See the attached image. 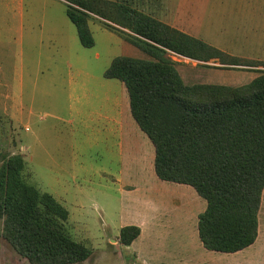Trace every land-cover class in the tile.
<instances>
[{
    "label": "trees",
    "instance_id": "trees-1",
    "mask_svg": "<svg viewBox=\"0 0 264 264\" xmlns=\"http://www.w3.org/2000/svg\"><path fill=\"white\" fill-rule=\"evenodd\" d=\"M66 1V15L83 47L95 43L88 25L92 12L114 17L134 34L107 28L148 54L147 59L117 55L103 75L123 82L130 113L153 144L155 175L189 185L205 200L196 224L203 247L234 253L252 245L264 189V71L241 87L187 85L167 50L198 60L219 57L221 51L131 5ZM0 160L2 232L13 247L32 264L87 259L91 249L64 229L67 208L24 180L22 155L1 153ZM139 234L138 225L127 224L118 241L129 245Z\"/></svg>",
    "mask_w": 264,
    "mask_h": 264
},
{
    "label": "rangeland",
    "instance_id": "rangeland-1",
    "mask_svg": "<svg viewBox=\"0 0 264 264\" xmlns=\"http://www.w3.org/2000/svg\"><path fill=\"white\" fill-rule=\"evenodd\" d=\"M18 1L22 2L21 6H15L9 0H0V94L4 96V92L9 89V86L11 88L10 98H0V154H21L25 162L22 176L27 183L34 185L41 191L49 192L61 202L60 195L69 199L70 204L63 202L69 210L68 218L63 222L64 229L70 237L88 246L92 251L87 259L72 264H134L129 260L135 261L136 255L128 253L126 246L116 243L118 239L117 225L123 221V217L132 219L134 217H144L148 213L147 209L151 207L156 210L157 216H163L166 219L161 222L155 241H152L153 238L150 233L144 231L142 240H146L150 244L145 246V251L141 250L142 252L138 254L142 264L147 262H145L146 259L152 260V262L155 261V264L157 262L162 264L170 257L174 258L182 246H176L172 242L175 241L174 238H180V231L185 232V229L187 233L189 229L191 234L187 236L192 242V248L183 254L178 253L179 256L184 255L189 258L192 256L189 252L192 251L195 254L192 261H200V263L264 264V193L258 212V235L255 242L237 252L224 253L208 250L200 243L198 235L195 233L197 222L195 224L193 222L196 221L197 211L202 212L206 203L202 197H200V201H195V213L193 214V210L189 207L187 193L184 190L186 187L183 188V186H186L185 184H180L183 189L173 190L168 188L170 189L169 195L164 187H160V192L152 193L147 192L145 189L147 182H144L143 178L138 175L136 186L132 187L135 194L129 201L127 197L118 192L116 183L111 180L103 181L95 174L82 179L81 175L72 174L74 168L72 164L67 166L70 173L66 174L59 166L47 162L49 156L42 149L37 151L39 159L34 157L35 147L38 144L37 137L41 142L44 141L45 148L49 153L50 145H52L53 153L56 154L57 149L54 146L57 138L54 134L64 128L68 129L69 125L57 123L56 130L54 128L50 129L54 120L49 114H46V112H49L48 107L45 105L46 102L40 100L39 97L33 101L31 113L27 112L28 107H26L24 115L20 118L17 117L16 111L15 118L8 115L12 113L10 107L14 105L17 108L23 97V92H20L16 83L22 64L25 65L28 61H34L35 58H38V54H40L39 57L43 63L50 62V60L41 58L46 55L52 56L53 62H59L62 48L71 50L74 47L72 53L77 55L75 59L80 57V59L88 61V68H85L87 72L99 76L100 69L99 65L93 64L95 62L93 59L95 49H87L80 45L77 34H75L78 42V44H75L77 50H75V46L70 39L62 42L53 38L55 35L53 24L56 25L59 31H64L62 33L66 34V22H71L65 12L66 0ZM104 1H110L116 5H131L170 27L206 43L211 41L221 43V47L217 49L222 54L216 57L215 60H212V58L198 60L167 50V55L173 61L174 67L187 85L215 80L218 82L217 84L231 88L241 87L251 81L242 77L245 71H252V68L255 70L257 67L259 70L256 69V71H259V74L264 71L263 60L247 59L243 57L244 55L237 57L229 52V49H232V43L237 47L238 53L243 49L245 51L242 53H249L246 51L249 48L256 51L252 56L261 55L264 57V37L261 39L253 35L254 32L261 33V30L252 31L257 22L264 23V12L251 14L245 11L250 10V8L256 10L255 7H260L261 5H257L256 1L248 0L252 4L245 2V0ZM261 1L264 2V0ZM248 4L250 5L248 6ZM88 13V25L90 22L94 27L98 25L102 29H107L119 36L126 45L132 46L135 50L133 54H136V56L131 57L149 58L148 54L137 46L125 40L117 32L107 28V25H110L118 31L134 34L127 27L118 24L114 17H102L92 12ZM48 25L51 31L48 30ZM242 33L245 36H241ZM233 34H239V37ZM96 37L99 41L97 46H102L104 43L103 38L98 35ZM254 41L259 42L258 46ZM258 51H260L259 54H257ZM248 55H251V53ZM234 58L241 60L239 61L241 64L233 63ZM246 60L251 62H245ZM80 73L84 75V70L82 69ZM25 95L24 93L23 102L28 105V102L25 101ZM5 105L9 107L6 112L3 110ZM86 161L94 164L100 161L95 149H89ZM1 162L0 160V165ZM94 164H92V167H95ZM86 166L89 169L90 164L86 163ZM61 172L63 174L60 177ZM102 185L107 187L102 188ZM64 190L67 191V194L63 192ZM181 193L183 194L181 195ZM147 197H152L150 199L155 201L149 200ZM77 202L79 205H76ZM150 203L155 205L152 206ZM191 215L192 218H190ZM192 220L193 222H191ZM3 226L4 217L0 216V264H32L3 235ZM142 226L145 228L146 224L142 223ZM168 229H172V231L166 234L162 233ZM147 230L150 232L151 228ZM156 240L159 243H156ZM198 245L200 246L199 254L197 252L198 248H196ZM189 264L192 263L189 262Z\"/></svg>",
    "mask_w": 264,
    "mask_h": 264
},
{
    "label": "crops",
    "instance_id": "crops-1",
    "mask_svg": "<svg viewBox=\"0 0 264 264\" xmlns=\"http://www.w3.org/2000/svg\"><path fill=\"white\" fill-rule=\"evenodd\" d=\"M9 1L15 6H21L20 4L22 3L18 0ZM253 1H256V4L261 6L255 7L257 8L256 10H254V8H250V10L245 11L251 14H260L261 12H264V2L261 0ZM245 2L252 4V2H249L248 0H245ZM250 4H248V6ZM66 23V34H63L64 31H59L56 25L53 24V32L55 34L53 38L62 42L70 39L75 46L76 43L78 44L75 35L77 34L76 28L72 22ZM89 27L93 33L95 43L92 47L85 48L95 49V52L93 53V59L95 62H93V64L99 65L98 67L100 69V75L96 76L87 72L85 68H88V61L85 59H80V57L75 59V56L77 55L72 53L74 47L73 49L71 48V50L62 48V55L60 56L61 60L59 62H53L52 56L46 55L45 57L42 56L41 58L50 60V62L43 63L39 57L40 54H38V58H35L34 61L26 62L25 65L22 64V69L21 71L19 70L20 74L18 80H16V83L20 89V92H23V97L17 108L14 105L10 107L12 109V113L8 115L15 118V115L17 114V117L20 118L24 115V109L26 107H28L27 112L31 113L33 101L39 97L40 100L46 102L45 105L49 110V112H46V114H49L52 120H54L52 121L50 129L54 128V130H56L57 123H64L69 125V127L68 129L64 128L63 130L54 134V136L57 138L54 146L57 149L56 154L53 153L52 145H50L49 153L47 148H45L44 141L41 142L39 137H37L36 141L38 144L35 147L36 151L34 153V157L39 159L37 151L42 149L46 155L49 156V161L47 162L49 164L59 166L66 174L70 173L67 166L72 164L74 167H72V174L75 173L78 174V176L81 175L82 179L88 175L95 174L103 181L111 180L112 182L116 183L118 192L122 196L127 197V200L129 201H131V198L135 194V192L132 190V187L136 186L138 175H140V178H143L144 182H147V185H145L147 192L150 191L152 193H158L160 192V187H164L168 192L167 194L169 195L170 189L178 190L186 187L184 190L187 193V197L189 199V207L191 210H193L194 214L195 201H200V196L189 185L185 184L186 186H183L182 188V186L180 187V183L163 181L155 175L153 144L146 134L140 130L130 113L128 94L123 82L117 78H108L103 75L104 70L109 66L111 60L115 56H136V54H133V51L135 50L132 48V46L126 45L119 36L115 35L111 31L104 28L102 29L98 25L94 27L93 24H90V22ZM47 28L50 30L49 25ZM258 29L261 30V33L254 32L253 35H256V37H260L262 39L264 37V23L261 22L260 24L257 22L252 31H258ZM96 34L103 38L104 43L102 46H97L99 41L96 37ZM233 35L239 37V34ZM241 36H245V34L242 33ZM208 43L216 48L221 47L220 42L211 41ZM254 43L257 46L259 44V42L255 41ZM231 48L232 49H229V52L233 56L238 57L244 55L243 57H246L247 59L256 58L257 60L264 61V57L261 55L252 56L256 52L253 51V49L250 50L248 48L246 50L247 52L251 53V55H248L249 53H242L245 51L244 49L238 53L237 47L232 43ZM75 50H77L76 46ZM259 52L260 51H258L257 54H259ZM215 59L216 58H212V60ZM82 69L84 70V75L80 73ZM253 69L254 68H252V71H245L242 77L247 78V80L250 81L258 76L259 71H256V69L259 70L258 67L255 68V70ZM207 83L217 84L218 82L215 80H210L207 81ZM10 92L11 88L9 86V89L4 92V96L0 94V98H10ZM24 93L26 94L25 101L28 102V105L26 102H23ZM8 108L9 107L5 105L3 110L6 112ZM91 148L96 150L97 157L100 159V161L96 164L86 161L88 151ZM44 160L46 159L44 158ZM86 163L90 164L89 169L87 168ZM92 164H94L95 167H92ZM62 174L63 173L61 172L60 177ZM66 178L64 179L67 180ZM105 187L107 186L102 185V188ZM263 191L261 201L263 198ZM63 192L67 194V191L64 190ZM182 194L183 193H181V195ZM60 198L62 202L58 199L57 200L63 205L65 204L63 202L70 204V201L67 197L60 195ZM150 198L147 197V199L155 201L154 199ZM150 204H152V206L155 205L153 203ZM76 205H79V203ZM64 206L67 208V205ZM147 211L148 213L144 217H134L133 219L130 217H123V221L117 225V235H119V229L124 225L135 224L140 227L139 236L129 245H124L126 248H128V253L136 255V262L134 260H129V262L132 261L134 264H142V262L139 260L138 254L142 251H145V246L150 244L148 241L142 240L144 233H150L151 237L153 238L152 241H155L160 230V224H162L161 222H164L166 219V217L157 216L156 210L152 207L147 209ZM200 212L201 211H197L195 215L196 221L193 222L192 220L191 222L194 224L197 222ZM192 215L190 218H192ZM142 223L146 224L145 228L142 226ZM146 228H151V231L149 232ZM169 231H172V229H168L162 233L166 234L169 233ZM180 232V238H174L175 241L172 242L176 244V246H182L177 254H183L188 251V249L192 248V242L187 236L190 234L189 229L188 233L186 229L185 232ZM195 233L197 234L196 225ZM116 243L123 245L118 241V239ZM142 243L143 245H141ZM156 243L159 242L156 240ZM200 243L198 244L200 245ZM199 245L196 247L198 248V254L200 253ZM189 253L192 254V256L189 258L184 255L179 256L176 254L174 258L170 257L162 264H189V262L192 264H208L205 262L200 263V261H192L195 254H193L192 251ZM145 262V264H155V261L152 262V260L146 259ZM157 264L159 263L157 262Z\"/></svg>",
    "mask_w": 264,
    "mask_h": 264
}]
</instances>
